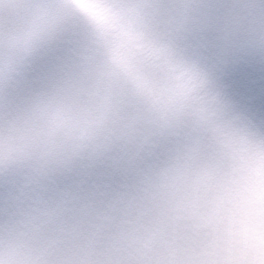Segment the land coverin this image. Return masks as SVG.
<instances>
[{
  "label": "clouds",
  "instance_id": "1",
  "mask_svg": "<svg viewBox=\"0 0 264 264\" xmlns=\"http://www.w3.org/2000/svg\"><path fill=\"white\" fill-rule=\"evenodd\" d=\"M236 158L264 179V0H0V264L88 259L21 224L62 177L171 206Z\"/></svg>",
  "mask_w": 264,
  "mask_h": 264
}]
</instances>
